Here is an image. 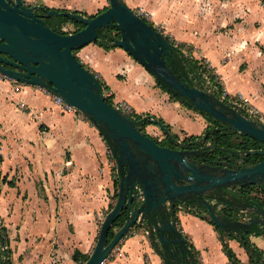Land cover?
Segmentation results:
<instances>
[{"label": "crops", "instance_id": "0c3cea01", "mask_svg": "<svg viewBox=\"0 0 264 264\" xmlns=\"http://www.w3.org/2000/svg\"><path fill=\"white\" fill-rule=\"evenodd\" d=\"M44 1L51 9L80 13L99 2ZM125 1L142 8L184 55L209 64L229 94L247 97L249 106L264 116L262 0ZM77 57L94 69L114 100L128 102L138 115L153 114L173 126L185 121L189 135H202L208 128L204 117L193 119L180 110L183 104L156 86V78L123 48L107 50L92 42L77 50ZM200 78L204 81V74ZM0 143V227L7 238L8 264H83L75 260L76 252L90 256L116 202L110 149L102 135L90 120L64 111L44 89L3 77ZM178 226L198 263L231 264L225 240L242 264H250L241 242L226 233L222 238L204 216L181 212ZM250 240L264 254V233L252 234ZM104 264L164 262L139 225Z\"/></svg>", "mask_w": 264, "mask_h": 264}, {"label": "water", "instance_id": "95a60500", "mask_svg": "<svg viewBox=\"0 0 264 264\" xmlns=\"http://www.w3.org/2000/svg\"><path fill=\"white\" fill-rule=\"evenodd\" d=\"M109 2V7L93 16L50 9L48 16L68 17L84 25L76 32L60 33L37 15L38 6H28L24 0H0V75L61 96L92 122L115 159L119 180L116 202L105 215L96 246L83 264H103L139 225L164 264H198L189 239L178 226L177 206L180 204L179 209L185 212L191 211L185 208L186 203L202 206L200 214L219 228L222 238L225 233L236 237L250 231L254 224L264 228V206L235 193L237 188L250 185L264 187V148L243 151L246 156L258 154L263 159L239 166L229 161L208 163L202 149L190 150L180 141L176 144L181 149L161 145L142 130L141 120L106 100L100 78L83 65L75 51L115 26L120 33V37L112 36L117 47L174 94L186 97L196 109L225 124L226 129L264 143V121L249 118L239 107L180 77L167 62L175 47L167 36L125 0ZM144 118L175 141L157 116ZM198 156L202 160H196ZM220 205L238 212L243 219L219 211ZM250 214L255 216L250 218ZM123 215L125 222L110 239L114 222Z\"/></svg>", "mask_w": 264, "mask_h": 264}, {"label": "trees", "instance_id": "16d2710c", "mask_svg": "<svg viewBox=\"0 0 264 264\" xmlns=\"http://www.w3.org/2000/svg\"><path fill=\"white\" fill-rule=\"evenodd\" d=\"M67 11V10H64ZM77 13H80L78 11H74ZM147 20V19H145ZM64 21H71L75 24H77L78 26H80L81 28L84 27L83 24H80L78 22H76L75 20H71L68 17H59L58 18V22L56 23L58 25V28L56 29L58 32L60 33H66L63 32L59 26V23H63ZM80 28V29H81ZM79 29V30H80ZM113 30L118 31V29L115 26H110L106 29H104L101 32V37L99 39H97L95 41V43L99 44L100 46H103L105 49L109 50L111 48L117 47L114 42H113ZM78 31V30H77ZM116 37H120V33H118L116 35ZM167 38L172 42L173 45H175L174 50H173V54L171 57L167 58V62L168 64L173 68V70L175 71V73H177L180 77H182L184 80L188 81L191 84H195L196 86L200 87L201 89H205L203 88V86L201 85V78H200V74H204L208 71V68L206 66H204V64L200 63L199 60L195 59L194 57H189L184 55V53L181 51L180 49V45H176V43L169 37L167 36ZM101 39H105L107 41V43H103L101 41ZM76 52V51H75ZM174 54H178L179 55V60L177 62H174ZM215 78V77H214ZM213 78V79H214ZM157 84L160 88H162L164 91L168 92L171 97L179 102H181L183 105L187 106L188 108L194 109L195 111L201 113V115L204 116V118L206 119V121L209 123L208 128L206 129L207 131L209 130V128H216V127H223L225 126V124H223L221 121L217 120L216 118H214L213 116H211L210 114L198 110L194 107V105L186 98L180 95H176L174 94L163 82H161L160 80H156ZM101 84H102V89H103V93L105 91L106 85L104 84V82H102L100 80ZM222 91V87L218 86L217 90L213 91V93L216 96H220ZM105 96V95H104ZM106 100L111 104L114 105L112 102V96L110 97H106ZM134 118H136L137 120H141V128L144 131V125L151 123L148 119H145L144 116H138V115H132ZM161 121L164 122L163 119H160ZM167 128L170 130V126L167 124L166 125ZM228 132L223 133L221 131H214L211 133V137L213 139L216 140V143H219L220 145H224V146H230V144H233L231 142V136H229V134H231V131L234 130H229L227 129ZM236 132V131H234ZM198 137H189L187 138L188 140L190 139H195ZM248 141L246 143V145L242 148L245 149H252V148H258L263 146L264 147V143L257 141L256 139H253L251 137L248 136ZM162 144V143H161ZM164 145V144H162ZM253 159H255V161H260L263 159V156L261 155H251L249 156ZM115 186H116V190H118V186H119V180L116 179L115 180ZM116 196H117V191H116ZM126 217L125 215L119 217L113 224L112 229L110 230V234H109V238L111 239L115 232L117 231L116 229H118L119 227H121L123 225V223L125 222ZM216 226V225H215ZM217 230H219V228L216 226ZM262 234L264 233V228H262L261 226L254 224V227L250 230V231H243L241 233H239L235 238H237L241 244L247 249L249 257H250V264H264V254L263 252L250 240V235L251 234ZM233 237V236H232ZM6 236L4 235V229L0 228V264H8V260H5V257L8 256V249H3V246L6 244ZM224 240V239H223ZM224 247H225V251L227 253V255L229 256V259L231 261V264H242L236 257L235 253L233 252V250L229 247V245L225 242L224 240ZM88 259L87 255H83L79 252H76L75 254V260L77 262L80 261V263H84L86 260Z\"/></svg>", "mask_w": 264, "mask_h": 264}, {"label": "flooded vegetation", "instance_id": "af4514ba", "mask_svg": "<svg viewBox=\"0 0 264 264\" xmlns=\"http://www.w3.org/2000/svg\"><path fill=\"white\" fill-rule=\"evenodd\" d=\"M24 2L28 6H38L36 8L37 15L41 19H43L49 26H51V28H53L54 30H56L58 28V25L56 23L58 22V18L60 16H56L53 14L48 16V11L51 8L45 6V4L41 3V2L28 3L26 0H24ZM40 7H43V8L40 9ZM178 60H179V55L174 54V62H177ZM164 123H165V121H164ZM214 131H221L223 133L228 132V130L225 128V126H223V127L219 126L216 128L211 127V128H209L208 131L205 130V132L202 135L198 136V138L190 139V140H188V139L181 140V139H178L176 136H173L175 138V141H172L169 138V136L163 132L165 134L166 139H167V144H166V142H164L165 143L164 146H169V147H173L176 149H181L180 145L176 144L177 141H180V142L187 144L188 148L190 150H196V149L201 150L202 149V152H204L203 157H205V159L208 163L229 161L232 165H239V166H244V165L249 164V163H251V164L257 163V161H255V159H253L249 156H246L244 153H242L243 151L247 150V149L242 148V147H244L246 145V143L249 142L248 141V135L243 134V133H239V132L231 131L232 133L229 134V136H231V138L234 137L237 142L235 144H230V146H224V145H220L219 143H216V140L211 137V133ZM145 133H146V131H145ZM146 134L150 135L148 132ZM206 134H208L206 139L204 141H201V139ZM151 137H153V136H151ZM156 141L159 142L160 144L162 143V141H158V140H156ZM258 148H264V147L261 146ZM258 148L254 147L252 149H258ZM255 155H258V154H255ZM195 158H196V160L197 159L202 160L201 156H198ZM235 193L240 194L241 198L248 200V202L253 200L254 202L260 204L261 206H264V187H262L260 185H250V186H246L244 188H237ZM248 198H250L251 200ZM180 207H181V205L179 204L176 208L177 215H179L182 212L179 209ZM185 207L188 208L189 210H191V213H193V214L197 213L196 215H199V216H201L200 211L204 210V208L202 206H200V205L194 206L193 203H186ZM218 208H219L218 209L219 211H222L229 216H233L236 219H243L241 216L238 215V212L233 211L232 209L225 208L221 205L218 206ZM249 216H250V218H252L255 216V214H250Z\"/></svg>", "mask_w": 264, "mask_h": 264}, {"label": "rangeland", "instance_id": "374dc122", "mask_svg": "<svg viewBox=\"0 0 264 264\" xmlns=\"http://www.w3.org/2000/svg\"><path fill=\"white\" fill-rule=\"evenodd\" d=\"M28 3H33V2H45L44 0H33V1H30V0H26ZM110 6V2H109V0H99V2L96 4V7H94L91 11L89 10H84L85 12H81V13H84L86 16H93V15H95V14H98V13H100L101 11H103V10H105L107 7H109ZM136 13H138V14H142V17L143 18H145V19H147V14H146V12H144V11H142L143 9L142 8H132ZM149 18V17H148ZM150 19V18H149ZM59 26H60V28H61V30L63 31V32H66V33H72V32H76L77 30H79L81 27L80 26H78L77 24H75V23H73V22H71V21H64L63 23H59ZM119 33V31H116V30H113V32H112V34H113V36L114 37H116V35ZM170 37V36H169ZM101 41L103 42V43H107V41L105 40V39H101ZM115 48V47H114ZM75 54H76V56H77V51L75 52ZM199 60H201V61H203L202 59H199ZM83 63V62H82ZM83 65L84 66H86L88 69H90L91 71H93L94 72V69L93 68H91L88 64H86V63H83ZM204 65L205 66H207V64L204 62ZM208 68V67H207ZM211 71H207L206 72V75L207 76H209V77H211V78H214L215 77V82H216V85L217 86H221V87H223L224 85H223V83H222V81L218 78V76L215 74V72L212 70V69H210ZM1 78H3V77H1ZM100 78V77H99ZM100 80H101V78H100ZM102 82H103V80H101ZM219 82H221V84L219 83ZM105 84V83H104ZM106 85V84H105ZM201 85L205 88L208 84H207V82L204 80V81H202L201 82ZM156 86H158V84H157V81H156ZM105 94H107V96L106 97H110L111 98V96H112V102H113V104L115 105V104H117V103H120V102H124V103H127V104H129L128 102H125V101H116V100H114V96L111 94V92L108 90V87H107V85H106V88H105ZM130 105V104H129ZM131 106V105H130ZM132 107V106H131ZM133 108V107H132ZM180 110H182L183 112H186L185 114L186 115H188V114H190L191 115V118H193V119H195V117L196 116H200V117H204L203 115H201V113H197V111H195V110H193V109H191V108H188V107H186L185 105H182V107H181V109ZM133 115H138L135 111H134V109H133ZM189 115V116H190ZM138 116H140V115H138ZM86 118V117H85ZM87 119V118H86ZM152 124V123H151ZM150 123L149 124H146V125H144V130L146 131V133L148 132L151 136H153L156 140H158V141H162V143L163 144H165L164 142H166V144H167V139H166V137H165V134L163 133V131L161 130V128H159L156 124H154V126L153 125H151ZM168 125L170 126V130L169 131H171V133H172V135L173 136H176L178 139H181V140H183V139H187V138H189V137H192V136H194V137H198V136H200V135H189V133H187V131L184 129L185 128V126H186V124H185V121H181L180 122V126L176 123L175 125L176 126H173L172 124H169L168 123ZM178 126L180 127V128H178ZM173 128H174V130H173ZM178 129V130H177ZM177 132H176V131ZM182 137V138H181ZM231 142L233 143V144H235L237 141H236V139L234 138V137H232V139H231ZM110 153V164H111V166H112V175H113V179L114 180H116V179H118V175H117V168H116V162H115V159L113 158V156H112V154H111V152H109ZM115 188H116V186H115Z\"/></svg>", "mask_w": 264, "mask_h": 264}, {"label": "built area", "instance_id": "2783aa9c", "mask_svg": "<svg viewBox=\"0 0 264 264\" xmlns=\"http://www.w3.org/2000/svg\"><path fill=\"white\" fill-rule=\"evenodd\" d=\"M263 2V5H264V0H262ZM143 11V10H142ZM138 14V13H137ZM147 14V13H146ZM141 17H142V14L140 13L139 14ZM148 15V14H147ZM149 15L147 16V21L149 23L152 24V21L148 18ZM143 18V17H142ZM145 19V18H144ZM153 25V24H152ZM155 27V26H154ZM158 28L159 30H161L159 27H156ZM163 32V30H161ZM168 36V35H166ZM201 63V62H200ZM208 67V70L211 71V67L209 66V64H207ZM204 76H205V80L207 82V86L205 87L206 90H209L211 92L217 90V85H216V82H215V78H211L209 76L206 75V73H204ZM3 77L2 75H0V78ZM221 84V82H219ZM46 92L50 93L48 90L44 89ZM54 102L58 105H60L64 111H68V112H75V113H78L80 114L82 117H85L84 114L82 112H80L78 109H76L75 107L67 104L63 98L59 95H54L52 93H50ZM221 95L219 96L220 98H223L226 102H228L229 104L231 105H234V106H237L239 107V109L246 115L248 116L249 118L251 119H255V120H263L264 121V116L259 112V110L257 108H254L253 106H249L250 105V100L245 97V96H242V95H231L228 93L227 89L223 86L222 87V91L220 93ZM104 95L107 96V94H105V91H104ZM115 106L119 107L120 109L126 111V112H129L130 114L133 115V108L127 104V103H124V102H120V103H117L115 104ZM2 146H1V143H0V182L3 180V176H2ZM0 195H1V191H0ZM181 208V207H180ZM186 208V207H185ZM181 210V209H180ZM182 212H185L184 210H181ZM187 212H191V211H187ZM248 215H246L245 217H247ZM3 249H6L7 250V246L6 244L3 246ZM115 250V249H114ZM113 250V251H114ZM112 254V253H111ZM7 257V256H6ZM105 263V262H104ZM103 263V264H104ZM198 264H202V263H198Z\"/></svg>", "mask_w": 264, "mask_h": 264}]
</instances>
